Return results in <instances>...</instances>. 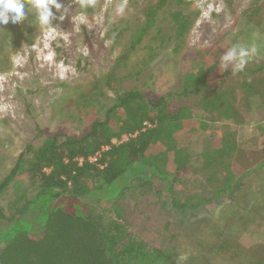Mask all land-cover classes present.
<instances>
[{
  "label": "rangeland",
  "instance_id": "374dc122",
  "mask_svg": "<svg viewBox=\"0 0 264 264\" xmlns=\"http://www.w3.org/2000/svg\"><path fill=\"white\" fill-rule=\"evenodd\" d=\"M118 2L81 9L73 0L65 20L53 21L59 34L51 40L35 20L28 25L31 13L0 26V181L45 133L82 135L123 92L173 93L201 66L199 90L172 100L207 123L184 142L190 164L173 195L129 170L123 193L98 210L106 221L119 215L132 236L167 250L175 264H264V0H166L152 23L148 10L158 0H128L123 17ZM80 12L84 24L74 19ZM234 44L255 48L245 67L262 68L244 76L231 64L225 70L220 57ZM49 50L51 63L43 59ZM61 62L73 69L63 78ZM28 186L22 175L0 199V249L18 232L43 229L47 213L38 204L19 212L25 200L16 199Z\"/></svg>",
  "mask_w": 264,
  "mask_h": 264
},
{
  "label": "trees",
  "instance_id": "16d2710c",
  "mask_svg": "<svg viewBox=\"0 0 264 264\" xmlns=\"http://www.w3.org/2000/svg\"><path fill=\"white\" fill-rule=\"evenodd\" d=\"M165 2L158 0L148 8L149 23ZM184 24L185 20L178 23V33L185 30ZM259 68L262 66L245 67L237 74L251 75ZM201 73L198 66L173 93L125 91L82 135L47 132L39 146L27 145L0 181V199L23 175L29 186L16 199L25 200L19 212L38 204L47 218L39 235L21 231L3 245L0 264H175L170 252L160 247L148 249L128 232L119 215L106 221L98 208L123 193L120 178L129 170L137 174L141 170L137 180L159 183L162 190L173 195L190 164L184 142L198 137L207 123L172 100L196 93V79ZM123 135L133 136L122 140ZM29 190L32 195L27 198ZM173 203L178 209L186 206L176 199Z\"/></svg>",
  "mask_w": 264,
  "mask_h": 264
},
{
  "label": "clouds",
  "instance_id": "9594fccd",
  "mask_svg": "<svg viewBox=\"0 0 264 264\" xmlns=\"http://www.w3.org/2000/svg\"><path fill=\"white\" fill-rule=\"evenodd\" d=\"M72 3L73 0H67V2H62V0H0V26L8 25L9 23L13 25L19 24L31 13L37 24L45 29V38L51 40L59 34L58 24L53 25V21H64L69 14ZM96 3L97 0H79L81 9L95 8ZM127 7L128 0H120L115 6V15L123 17ZM210 11L211 6H209V12L202 14L207 17ZM74 19L81 24L87 22V16L84 12H80ZM88 27L89 30L92 29L91 24ZM44 48H49V44L46 43ZM255 51V48H250L243 44H234L221 55V66L226 70L229 64H231L234 73L240 72L245 68L251 54ZM55 55L54 51L49 50L43 56V59L51 63L54 61ZM57 67L62 78L64 73L73 71V69L65 66L62 62Z\"/></svg>",
  "mask_w": 264,
  "mask_h": 264
},
{
  "label": "built area",
  "instance_id": "2783aa9c",
  "mask_svg": "<svg viewBox=\"0 0 264 264\" xmlns=\"http://www.w3.org/2000/svg\"><path fill=\"white\" fill-rule=\"evenodd\" d=\"M144 125L147 126V127L150 126V124H148V123H144ZM129 136H133V135H123V136H122V140L127 139ZM113 142L115 143L116 141L114 140ZM105 148H106V147H105ZM105 148H104V149H105ZM98 155H99V153L97 152L93 157L90 158V160H91V161H94Z\"/></svg>",
  "mask_w": 264,
  "mask_h": 264
},
{
  "label": "bare ground",
  "instance_id": "6f19581e",
  "mask_svg": "<svg viewBox=\"0 0 264 264\" xmlns=\"http://www.w3.org/2000/svg\"><path fill=\"white\" fill-rule=\"evenodd\" d=\"M13 110V109H12Z\"/></svg>",
  "mask_w": 264,
  "mask_h": 264
}]
</instances>
